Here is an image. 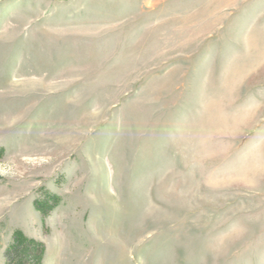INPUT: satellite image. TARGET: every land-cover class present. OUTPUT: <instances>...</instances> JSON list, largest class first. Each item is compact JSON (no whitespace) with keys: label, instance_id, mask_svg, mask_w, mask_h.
<instances>
[{"label":"rangeland","instance_id":"374dc122","mask_svg":"<svg viewBox=\"0 0 264 264\" xmlns=\"http://www.w3.org/2000/svg\"><path fill=\"white\" fill-rule=\"evenodd\" d=\"M0 148V264H264V0H0Z\"/></svg>","mask_w":264,"mask_h":264},{"label":"trees","instance_id":"16d2710c","mask_svg":"<svg viewBox=\"0 0 264 264\" xmlns=\"http://www.w3.org/2000/svg\"><path fill=\"white\" fill-rule=\"evenodd\" d=\"M3 148H0V156ZM60 203L59 197L44 192L42 198L34 202L42 216L48 215ZM45 252L44 244L27 237L21 230H15L11 242L5 250V264H41Z\"/></svg>","mask_w":264,"mask_h":264}]
</instances>
